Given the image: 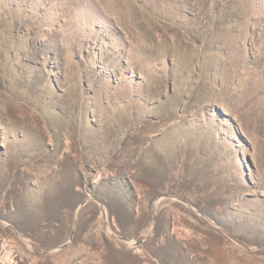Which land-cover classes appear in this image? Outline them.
Listing matches in <instances>:
<instances>
[{
  "label": "rangeland",
  "instance_id": "obj_1",
  "mask_svg": "<svg viewBox=\"0 0 264 264\" xmlns=\"http://www.w3.org/2000/svg\"><path fill=\"white\" fill-rule=\"evenodd\" d=\"M0 264H264V0H0Z\"/></svg>",
  "mask_w": 264,
  "mask_h": 264
},
{
  "label": "water",
  "instance_id": "obj_2",
  "mask_svg": "<svg viewBox=\"0 0 264 264\" xmlns=\"http://www.w3.org/2000/svg\"><path fill=\"white\" fill-rule=\"evenodd\" d=\"M85 203H86V201L82 202V203L80 204L79 208H81L82 206H84V205H85ZM123 241L131 243L129 240H126V239H123ZM66 245H67V243H66V244H64V245H62V246H61V247H59V248H63V247H65ZM54 250H56V249L49 250V251H47V252H52V251H54Z\"/></svg>",
  "mask_w": 264,
  "mask_h": 264
},
{
  "label": "trees",
  "instance_id": "obj_3",
  "mask_svg": "<svg viewBox=\"0 0 264 264\" xmlns=\"http://www.w3.org/2000/svg\"><path fill=\"white\" fill-rule=\"evenodd\" d=\"M28 239H30L33 243L37 244V240H35V238L33 237H27Z\"/></svg>",
  "mask_w": 264,
  "mask_h": 264
}]
</instances>
